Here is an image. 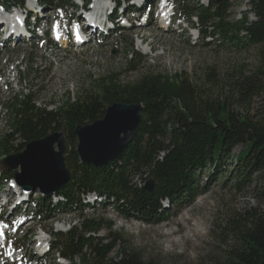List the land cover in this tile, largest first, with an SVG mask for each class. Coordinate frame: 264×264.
I'll use <instances>...</instances> for the list:
<instances>
[{"label": "trees", "instance_id": "16d2710c", "mask_svg": "<svg viewBox=\"0 0 264 264\" xmlns=\"http://www.w3.org/2000/svg\"><path fill=\"white\" fill-rule=\"evenodd\" d=\"M194 1L178 0L177 5L185 12L187 21L196 23L202 38L219 35L248 44L264 43V0H248V11L254 19L242 16L236 21L229 19L232 0H206L205 4ZM0 2L16 6L24 0ZM38 2L42 8L74 5L72 0ZM130 55L133 59L128 62L129 69L135 70L132 62L139 55L132 50ZM37 67L36 62L29 60L19 71L26 70L28 77L38 71ZM95 86L96 92L76 99L67 97L55 110L37 107L31 94L25 92L15 93L1 104L6 111L3 115L7 131L0 138V167L4 158L22 151L29 141L63 129L67 147L65 165L71 179L58 188L56 195L65 201L53 204L50 197H40L38 214L50 217L82 211L91 205L83 204L80 195L94 192L106 196L124 219L158 224L167 218L168 208L191 203L205 188L200 187L199 173L208 171L210 180L214 179L222 170L220 159L224 156L228 160L238 145L244 147L235 163L241 178L245 181L253 171L264 172V114L252 119L231 111L224 104L208 100L202 90L180 75L147 73L125 84L108 76ZM114 102L141 104L138 133L121 156L106 166L95 168L81 163L75 128L101 118L105 108ZM15 139L22 143L14 147ZM140 175L145 178L134 182ZM13 176L14 171L1 167L0 180ZM149 178L154 180V189L145 193L142 183ZM243 221L242 247L229 254L222 264H264V211L250 209L244 213ZM109 225L103 218L83 219L79 226H72L63 238L54 241L55 248L70 264L75 257L79 264H142L136 254L122 247L110 256L117 246L116 235L93 236Z\"/></svg>", "mask_w": 264, "mask_h": 264}, {"label": "rangeland", "instance_id": "374dc122", "mask_svg": "<svg viewBox=\"0 0 264 264\" xmlns=\"http://www.w3.org/2000/svg\"><path fill=\"white\" fill-rule=\"evenodd\" d=\"M159 1L153 0L155 9L154 6L150 10L141 7L140 11H150L146 24L139 25L136 21L129 30L113 28L80 46L73 45L71 38L66 45L54 46L49 37L5 43L2 41L4 27H0V104L15 93L25 92L31 94L37 107L55 110L67 97L76 99L96 92L95 85L108 76L125 84L133 83L143 74L158 73L180 75L202 90L208 100L249 118H261L264 114V43L248 44L219 35L202 38L197 29L186 28L185 12L176 5L178 0H169L175 19L168 28L161 27L157 21ZM198 1L206 3V0ZM248 9V0H232L230 21L241 20L242 16L253 20ZM44 11L39 20L43 21L42 25L47 27L54 19L63 24L65 18H60L62 14L58 10L48 7ZM140 36L147 46L139 47ZM131 50L139 55L132 62L135 70H130L128 65L133 59ZM29 60L36 62L38 71L27 77V71L19 72L15 66H25ZM2 114L6 111L0 105V138L7 131ZM21 143L15 139L12 145L16 147ZM243 149L238 145L228 160L224 156L220 159L222 170L214 179L210 180L208 171L200 172V187L205 188L191 203L168 208L167 218L161 223L127 220L116 215L112 208L94 207L81 215L57 216L40 224L30 221L25 229L38 228L39 224L47 231L60 234L59 229L66 230L69 222H78L77 218L82 215L84 218L102 217L110 222V227L103 226L99 235L104 237L111 233L118 238L110 256L122 247L136 254L142 264H222L229 254L242 247L244 213L250 209L264 211V172L253 171L245 181L238 174L235 163ZM139 178L145 175L135 177L134 182L138 183ZM0 187L5 189L7 185ZM33 195L39 196L40 190L36 188ZM163 205L168 207L167 202ZM196 230L200 236L196 235ZM34 240L32 238L30 243Z\"/></svg>", "mask_w": 264, "mask_h": 264}, {"label": "water", "instance_id": "95a60500", "mask_svg": "<svg viewBox=\"0 0 264 264\" xmlns=\"http://www.w3.org/2000/svg\"><path fill=\"white\" fill-rule=\"evenodd\" d=\"M141 112L142 106L139 103L114 102L105 108L101 118L78 125L74 133L80 162L100 168L120 157L140 129ZM66 149L61 129L29 141L23 151L9 154L2 165L6 170L19 168V171L14 172V178L23 189L38 188L42 193L50 195L71 178L65 165ZM153 189L154 180L149 178L142 191L151 193Z\"/></svg>", "mask_w": 264, "mask_h": 264}, {"label": "bare ground", "instance_id": "6f19581e", "mask_svg": "<svg viewBox=\"0 0 264 264\" xmlns=\"http://www.w3.org/2000/svg\"><path fill=\"white\" fill-rule=\"evenodd\" d=\"M99 4L101 5V4H103V2H99ZM15 17V13H14V11H12L10 14H8V15H4V18L7 20V21H9V22H12L13 21V18ZM165 26H166V24L163 22L162 24H161V27H164L165 28ZM0 27H2L3 28V26H2V24H0ZM1 28V29H2ZM167 28H168V26H167ZM0 29V30H1ZM143 37H145V36H143ZM19 42V41H18ZM150 48H153V47H151L150 46ZM193 230V229H192ZM196 231H197V233H196ZM195 231V233H196V235L198 236H200V232H199V230H196ZM193 235V234H192ZM195 237V236H194Z\"/></svg>", "mask_w": 264, "mask_h": 264}]
</instances>
